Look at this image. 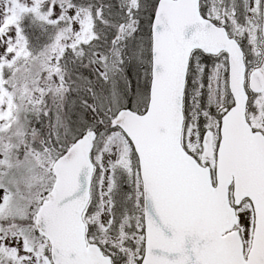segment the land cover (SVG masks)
Segmentation results:
<instances>
[{
    "label": "snow or ice",
    "instance_id": "snow-or-ice-1",
    "mask_svg": "<svg viewBox=\"0 0 264 264\" xmlns=\"http://www.w3.org/2000/svg\"><path fill=\"white\" fill-rule=\"evenodd\" d=\"M0 264H264V0H0Z\"/></svg>",
    "mask_w": 264,
    "mask_h": 264
}]
</instances>
